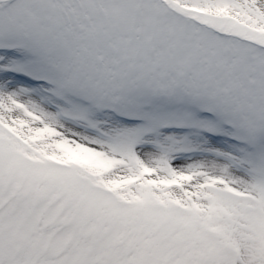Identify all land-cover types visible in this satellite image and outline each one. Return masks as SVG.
Here are the masks:
<instances>
[{"label":"snow or ice","instance_id":"obj_1","mask_svg":"<svg viewBox=\"0 0 264 264\" xmlns=\"http://www.w3.org/2000/svg\"><path fill=\"white\" fill-rule=\"evenodd\" d=\"M0 264H264V0H0Z\"/></svg>","mask_w":264,"mask_h":264}]
</instances>
